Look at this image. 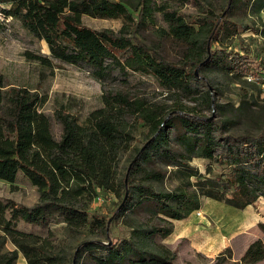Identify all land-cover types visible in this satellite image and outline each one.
I'll return each instance as SVG.
<instances>
[{
    "label": "trees",
    "instance_id": "1",
    "mask_svg": "<svg viewBox=\"0 0 264 264\" xmlns=\"http://www.w3.org/2000/svg\"><path fill=\"white\" fill-rule=\"evenodd\" d=\"M227 4L219 15L209 9L186 21L169 3L158 0H0L1 16L18 21L48 49V55L26 53L28 60L45 68L85 67L102 86V106L89 112L82 123L65 110L56 112L61 134L55 138L50 118L41 111L39 93L6 85L0 73V180L13 184L22 174L38 193L32 207L0 202V264H16L19 255L26 264H69L67 256L52 247L51 232L41 236L21 231L17 222L42 228L61 223L68 235L85 238L95 230L106 233L111 217L90 212L100 192L120 196L130 188L117 214L140 207L164 225L133 228L130 238L119 245L83 239L70 264H79L85 253L92 264H174L176 251L155 239L169 236L173 222L197 211L201 198L224 200L241 210L264 199V128L256 135H224L223 120L199 117L175 98L169 107L161 106L128 90L132 73L151 77L171 94L197 95L191 87L196 70L213 68L239 77L264 66V57L248 55L252 50L235 53L221 45L231 33H239L230 21L238 7H251L261 17L262 24L254 31L264 38V0H227ZM157 13L166 24V31H160L165 36H160L184 47V61L165 60L155 46L139 38L156 21ZM84 17L122 18L124 24L117 32L94 30L83 23ZM248 30L244 26L243 31ZM116 80L122 87L105 89L107 82ZM199 96L207 109L221 108L209 89ZM138 125L146 130L145 143L134 148L130 157V176H140V182L131 185L118 179L117 170L122 154L131 150ZM194 158L220 169L212 174L207 167L206 174H200L189 166ZM154 159L177 168L181 182L173 191H155L143 183L163 178L161 171L144 167ZM258 228L264 234V223ZM8 244L13 248L8 249ZM100 251L106 253L93 255ZM230 255L224 250L216 264ZM261 261L264 243L256 239L234 264Z\"/></svg>",
    "mask_w": 264,
    "mask_h": 264
},
{
    "label": "rangeland",
    "instance_id": "2",
    "mask_svg": "<svg viewBox=\"0 0 264 264\" xmlns=\"http://www.w3.org/2000/svg\"><path fill=\"white\" fill-rule=\"evenodd\" d=\"M158 1L169 3L170 8L178 11L186 21L190 16L207 13L209 9L214 15H219L228 6L227 0H190L187 3H178L173 0ZM230 21L237 26L239 33H231L223 39L222 47L235 53H248L252 50L253 53H248V55L258 56L259 60L264 57V38L254 31L260 28L261 17L251 7H238ZM0 23L2 25L0 29V73L4 76L6 85L25 87L39 93L43 100L41 111L50 118V128L55 138H59L61 134V126L56 119L57 111L65 110L79 123H82L89 112L102 106V86L91 78L87 68L67 64L45 68L28 60L26 53L48 55L45 43L29 34L16 20L5 19L0 14ZM83 23L94 30L108 29L117 32L124 24V20L122 18L84 17ZM244 26L250 30L243 31ZM160 31H166V24L160 13H157L156 21L138 36L146 45L155 46L157 52L165 60L184 61V47L165 40L160 36L164 35ZM212 47L218 46L214 44ZM195 74L197 76L191 82V87L197 91V95L183 92L171 94L159 87L151 77L132 73L128 78V90L131 94H137L149 103L161 106L169 107L174 101L172 98H175L186 109L193 108L194 113L199 117L223 120L225 122L222 131L224 135H256L264 128V93L259 85L247 82L244 76L226 75L213 68L199 72L196 70ZM119 87H122L121 83L116 80L107 82L105 89ZM208 89L221 108L209 110L201 101L199 94L201 95ZM145 133L144 127L138 125L135 128L131 150L122 154L118 165V179H125L131 182V185L139 183L140 176L133 178L130 176V157L133 155L134 148H141L144 145ZM189 166L200 174H206L207 167H210L212 174H216L220 169V166L200 158L192 159ZM144 167L161 171L163 174L160 181L143 182L155 191H173L181 182L176 167L166 166L157 159L145 164ZM189 181L193 184L195 178H190ZM125 191L127 195L130 194V188ZM126 192H121L120 196L100 192L90 206L92 214L111 217L106 223V233L95 230L87 238L71 236L63 230L61 223H50L42 228L18 221L17 228L41 236H48L51 232L53 234L50 237L52 247L55 251L64 253L70 264L78 243L83 239L98 240L105 244L113 241L119 245L130 238L133 228L164 225L159 217L151 216L147 210L140 207L117 214L119 204L124 198L123 194ZM7 201L32 207L38 201V193L22 174H18L13 184L0 180V202ZM259 223H264L263 198L243 210L226 204L224 200L201 198V206L197 211L192 212L184 220L174 221L173 233L166 238L157 237L155 241L176 251L174 264H216V257L224 250H228L231 255L226 256L223 264H234L239 261L250 243L256 239H261L264 243V234L258 228ZM7 248L12 249L13 247L8 244ZM104 253L106 252L100 251L93 255L98 256ZM16 264H26L21 255L18 256ZM79 264L92 263L85 253ZM256 264H264V261Z\"/></svg>",
    "mask_w": 264,
    "mask_h": 264
},
{
    "label": "built area",
    "instance_id": "3",
    "mask_svg": "<svg viewBox=\"0 0 264 264\" xmlns=\"http://www.w3.org/2000/svg\"><path fill=\"white\" fill-rule=\"evenodd\" d=\"M244 79L259 85L264 93V66H259L254 73L245 75Z\"/></svg>",
    "mask_w": 264,
    "mask_h": 264
},
{
    "label": "crops",
    "instance_id": "4",
    "mask_svg": "<svg viewBox=\"0 0 264 264\" xmlns=\"http://www.w3.org/2000/svg\"><path fill=\"white\" fill-rule=\"evenodd\" d=\"M180 221H181V220H180ZM173 230H174V227H173ZM172 233H173V231H172ZM172 233H171V234H172ZM171 234H170V235H171Z\"/></svg>",
    "mask_w": 264,
    "mask_h": 264
}]
</instances>
